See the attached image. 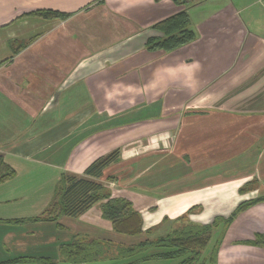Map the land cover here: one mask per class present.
Instances as JSON below:
<instances>
[{
    "label": "crops",
    "instance_id": "crops-1",
    "mask_svg": "<svg viewBox=\"0 0 264 264\" xmlns=\"http://www.w3.org/2000/svg\"><path fill=\"white\" fill-rule=\"evenodd\" d=\"M188 1L0 0V154L17 172L0 183V263L26 255L125 264L68 262L62 246L74 239L136 244L166 234L191 208L190 220L206 224L264 195V20L218 11L191 23L193 41L148 50L149 37L163 36L153 25L189 13ZM239 1L264 14L257 0L233 4ZM37 9L67 16H22ZM116 148L121 159L100 180L142 213L143 233L113 230L102 217L104 201L79 217L37 219L64 172L82 175ZM25 220L29 227L13 226ZM223 232L213 231L198 264H211L219 241L216 264H264V246L245 242L264 234V201ZM168 260L139 264L180 261Z\"/></svg>",
    "mask_w": 264,
    "mask_h": 264
},
{
    "label": "trees",
    "instance_id": "trees-1",
    "mask_svg": "<svg viewBox=\"0 0 264 264\" xmlns=\"http://www.w3.org/2000/svg\"><path fill=\"white\" fill-rule=\"evenodd\" d=\"M37 15L45 18L66 17L67 14L51 10L37 9L24 12L22 16ZM160 30L163 36L149 37L146 48L150 51H172L196 38V31L191 27V19L187 10H182L153 25ZM121 150L116 148L111 152L93 160L82 175L73 173L62 174L59 180L54 200L44 212V216L37 219L56 221L60 216L79 217L92 208L101 204L102 217L111 223L112 229L127 235L143 233L142 213L137 210L133 202L123 196H113L112 190L100 180L105 170L112 164L120 161ZM16 169L0 154V183L16 176ZM114 179L113 175L107 180ZM251 183L240 188L241 192L252 188ZM264 201V195L241 202L233 212L227 216H217L212 222L201 224L192 222L189 213L175 219L171 230L155 238H147L132 245L115 244L103 240L74 239L62 246L63 260L72 263L99 261L102 259L125 258V264H139L150 259H180L178 264H198L203 249L209 244L212 233L217 227H223L224 232L234 219L250 206ZM166 218L164 221H167ZM223 232V233H224ZM220 242V241H219ZM218 245L211 256V264H216ZM246 243L263 245L264 234H256L254 239ZM151 249H153L151 251ZM47 264H55L48 261Z\"/></svg>",
    "mask_w": 264,
    "mask_h": 264
},
{
    "label": "rangeland",
    "instance_id": "rangeland-1",
    "mask_svg": "<svg viewBox=\"0 0 264 264\" xmlns=\"http://www.w3.org/2000/svg\"><path fill=\"white\" fill-rule=\"evenodd\" d=\"M235 0H189L186 3L187 9H189V13H190V18H191V23L192 26H194L195 24L199 23L202 19L205 18H210L211 15L215 14L218 11H222V10H228V9H232L234 11L237 10H245L244 12H242L241 16L244 17L247 15L248 12H254L255 16L261 20H264V14L257 11L256 9H253V7L255 6V4L250 8V9H246V7H248L249 5H243L242 1H239V4H233ZM258 5V8H262V10H264V7L260 4H256V6ZM259 10V9H258ZM58 183V182H57ZM57 187V184H56ZM55 187V188H56ZM26 224L24 223H20L19 222H14L15 224H13V226H20V225H27L30 224L31 222H29L28 220H25ZM21 222V220H20ZM29 222V223H28ZM9 229L11 224L9 223V225H6ZM25 227H29V225L25 226ZM214 244V238L210 241L209 245L202 251V257L204 258V256H206L210 251H211V247ZM160 261V260H159ZM166 261V260H165ZM168 261H174L176 262L177 259H172V260H168ZM0 264H47L46 262H39V261H34L33 258H29L26 257V255H22L21 257H12L10 259H8L5 262H1ZM57 264H67V263H61V262H57Z\"/></svg>",
    "mask_w": 264,
    "mask_h": 264
},
{
    "label": "built area",
    "instance_id": "built-area-1",
    "mask_svg": "<svg viewBox=\"0 0 264 264\" xmlns=\"http://www.w3.org/2000/svg\"><path fill=\"white\" fill-rule=\"evenodd\" d=\"M257 1L264 6V0H257Z\"/></svg>",
    "mask_w": 264,
    "mask_h": 264
}]
</instances>
